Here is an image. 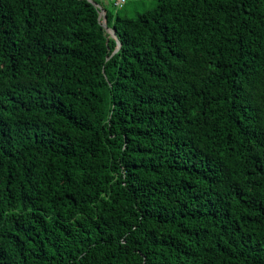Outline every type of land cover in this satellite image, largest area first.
Segmentation results:
<instances>
[{
  "label": "trees",
  "instance_id": "1",
  "mask_svg": "<svg viewBox=\"0 0 264 264\" xmlns=\"http://www.w3.org/2000/svg\"><path fill=\"white\" fill-rule=\"evenodd\" d=\"M91 1L0 0V264H264V0Z\"/></svg>",
  "mask_w": 264,
  "mask_h": 264
},
{
  "label": "rangeland",
  "instance_id": "2",
  "mask_svg": "<svg viewBox=\"0 0 264 264\" xmlns=\"http://www.w3.org/2000/svg\"><path fill=\"white\" fill-rule=\"evenodd\" d=\"M116 0H102L103 6L112 12L113 15L119 13L127 17H134L136 14L142 13L153 8L156 0H124V4L117 5Z\"/></svg>",
  "mask_w": 264,
  "mask_h": 264
},
{
  "label": "water",
  "instance_id": "3",
  "mask_svg": "<svg viewBox=\"0 0 264 264\" xmlns=\"http://www.w3.org/2000/svg\"><path fill=\"white\" fill-rule=\"evenodd\" d=\"M89 3L93 4L98 12H99V15H100V18H101V26L102 28L106 31V33H108L112 38L116 39V36L115 34L112 32V30H110L107 25H106V16H105V13L103 12V10L98 6L96 5L95 3H93L91 0H87ZM117 41V40H116ZM120 48V43L117 41V48H116V51H118V49Z\"/></svg>",
  "mask_w": 264,
  "mask_h": 264
},
{
  "label": "built area",
  "instance_id": "4",
  "mask_svg": "<svg viewBox=\"0 0 264 264\" xmlns=\"http://www.w3.org/2000/svg\"><path fill=\"white\" fill-rule=\"evenodd\" d=\"M117 1H119V2L117 3ZM117 1H116V3H117V5H119V6L122 5V4H124V0H117Z\"/></svg>",
  "mask_w": 264,
  "mask_h": 264
}]
</instances>
